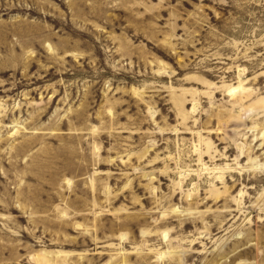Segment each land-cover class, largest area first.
Instances as JSON below:
<instances>
[{
    "label": "rangeland",
    "instance_id": "obj_1",
    "mask_svg": "<svg viewBox=\"0 0 264 264\" xmlns=\"http://www.w3.org/2000/svg\"><path fill=\"white\" fill-rule=\"evenodd\" d=\"M258 100L264 0H0V264H264Z\"/></svg>",
    "mask_w": 264,
    "mask_h": 264
},
{
    "label": "bare ground",
    "instance_id": "obj_2",
    "mask_svg": "<svg viewBox=\"0 0 264 264\" xmlns=\"http://www.w3.org/2000/svg\"><path fill=\"white\" fill-rule=\"evenodd\" d=\"M239 86H233V87H231L230 88V90L229 91H234L235 89L237 90V88H238ZM239 89V88H238ZM241 90V89H240ZM230 94H231V92H230ZM236 94V93H235ZM258 106H261V107H264V101H262V100H258L256 103H254V104H251V108H255V107H258Z\"/></svg>",
    "mask_w": 264,
    "mask_h": 264
}]
</instances>
